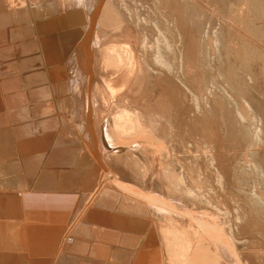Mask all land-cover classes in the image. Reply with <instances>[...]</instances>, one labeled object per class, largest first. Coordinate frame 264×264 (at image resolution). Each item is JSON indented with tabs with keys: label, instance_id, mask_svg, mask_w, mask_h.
I'll list each match as a JSON object with an SVG mask.
<instances>
[{
	"label": "rangeland",
	"instance_id": "rangeland-1",
	"mask_svg": "<svg viewBox=\"0 0 264 264\" xmlns=\"http://www.w3.org/2000/svg\"><path fill=\"white\" fill-rule=\"evenodd\" d=\"M48 1H50V3H53V6H50L49 10H51L52 7L53 11L55 9L54 13H50V15H48L49 17H47L48 20H46V22L39 21L36 22V25H34V23H32V25H34V30L36 34L34 40H36L37 37L39 36L41 40L40 42V46L42 49L41 51L44 50L49 66L52 68L53 74L55 73L54 76H56L55 80L52 81L51 86L53 87V93L55 94V96L58 97L57 98L58 101L56 100V104H57V109L61 112L60 114L62 120L69 117L66 114L69 113L70 110L67 109L66 111H64L63 108H61V104H63L64 102L67 103L69 102L70 105L71 103L70 108H72V110L73 109L75 110L74 104L76 105L75 99H73L74 96L69 89L70 88L69 86L73 84V83L69 84L72 82V81L70 82V80L74 81L75 79L72 75H69L72 73V71L69 70V67L67 65V61L69 60L68 53L70 50L69 44L70 42L72 43V41H74L73 39L74 36L72 35V39H71L72 41L68 40L65 36L67 35L66 33L69 32V30L67 32L66 29H70L71 31L73 26L66 29L63 28V26H65V24L68 23L70 25L72 23L70 19H72L73 13H75L76 11L74 15H77L78 12L81 11L82 9L79 8L77 9L78 1L76 0H67V3L65 5L62 4L65 2V0L63 1L53 0L54 2L51 0ZM171 1L169 0L170 6H168V9L166 8L167 11L166 14L164 13L165 14L164 15L161 14V11L156 10L155 7L152 6L154 0L153 1L152 0H108L107 1L108 9H109L108 13L110 11L112 17H110L111 15L108 14L106 16L107 18L105 17L104 22L106 23L107 21L108 25L111 22L112 23L114 22V24L113 26H111L110 24V26H108L107 28L105 25H103L102 27L101 25H99V22H97V26H96L97 28L95 31L96 42L94 43L95 44L94 48H92L93 50L91 49V54H90L91 77H89L90 78L89 79L87 76V78L86 77L83 78V81L82 79H80L82 78L81 76L80 78H78V84L80 83V81L82 82L80 83L81 85L79 84L80 85L79 87L80 89H82V93L84 91L83 94H85L89 98V102H90L89 108L91 107L89 112L85 111V114L87 115L86 117H88L89 115L91 116L89 117L90 118L89 121L92 131V139L94 138V140L92 139L91 140L95 145V151H96L95 153L98 156V162L96 161V159L95 160L93 159V163H94L93 165L94 167L98 168L99 171L97 178L100 179L97 180L101 185L108 184L110 187H115V185L111 181L114 178L115 180L118 181L119 184H122L124 186L125 185L131 186L135 190L134 192H136V190L137 191L139 190L138 191L139 193H142L144 196H147L149 198L150 197L152 198L153 196L154 197L157 196V198L160 197V199H162V203L164 202L166 203L167 201L169 203L177 200L178 202L177 204L179 206L180 205L183 206V208H185L186 211L188 209L187 212L189 211L191 213H193L194 211L196 212L203 211V213L207 212L205 213L206 215H204V217L205 216L210 217L211 218L210 220H213L215 225L213 226V224L211 223L210 226L211 228H209L210 223L206 219H203V221L206 220L207 223H209L205 226L209 228L208 230L210 229L212 230L213 227L217 228L216 226L220 227V232L222 230L224 234L223 233L220 234L221 235L219 236L220 239L219 238L218 239L221 241V238L222 239L227 238L228 240L224 239V241L223 240L222 241L225 243L226 241H228L231 246L230 247L227 242V244L225 245L226 247L218 246V245H216V247L222 248L221 250H223V248L224 250H227V248L231 250L233 249L234 251L233 250L232 251L237 256L238 260L240 261V264H264V219H263L264 206L263 205L262 207L260 206L261 208H263L260 210H259L260 207H257L262 203H264L263 201L264 198L262 197V195H264V193H262V191H264V183L262 182V180L264 179V154H263L264 153V80H261L259 77L260 75L261 78L262 77L264 78L263 76L264 74H262L264 73L263 72L264 71V0H178V1L175 0L174 2L173 0ZM110 8H112V11L113 9L116 8L118 13L120 11L121 13L120 15H122V16L119 15V17L122 18L121 24H119V21L115 22V19L118 20L116 18L117 14L114 11L112 12ZM153 8L155 12H157V14H154L155 12ZM152 13L154 14L155 18ZM40 17L44 18L43 16ZM177 17H179L180 19L182 18V23H183V27L181 28L182 38H180V40L177 39L176 34L174 33L175 29L173 26V24L175 23L174 20ZM108 18H110L111 20L108 21L109 20ZM152 20H154L155 22L154 21L152 22ZM162 20H165L164 22L166 23L168 22L167 24L164 23L163 26L161 25L163 29H161L160 26L158 25L159 22H161ZM83 25H85V22H83ZM117 25L119 29L117 28ZM138 25L139 27H137ZM123 26L126 27L128 26L127 28H130L132 30L134 29V34L131 35L130 37L128 36L126 38L124 37L122 38L121 34H123L122 33ZM86 27L87 26L83 27V30L82 31L80 30L81 32H79L78 37L80 38V35L82 36L81 41L84 39L85 33L87 32ZM104 27H106L107 29ZM147 27H151L150 29L152 30H150ZM113 28L114 31H116L118 34L119 33L121 34L119 35L115 34L116 32L111 31ZM157 29L158 30L161 29L162 31L161 30L160 31L162 34ZM165 29H166V31H164L165 34H163L164 33L163 30ZM135 30L136 31L138 30L137 32L143 36L144 38L143 40L145 39L146 40L142 41L141 35L139 34L138 36V33H136ZM171 31L173 32L171 33ZM71 32H74V30L72 29ZM143 32L146 33L144 34ZM157 32L158 34L156 35ZM54 33L56 34V36L54 35ZM166 34L169 36H167ZM61 35L65 36L66 38V39L64 38L62 42H61L62 40ZM117 35L119 36V38ZM51 37L55 38V40ZM58 37L59 40L57 41ZM132 37L136 38V41L135 39L133 40L135 41V43L132 42L133 39ZM163 38H165V41ZM51 39L54 40V43L51 42ZM124 39L127 40L124 41ZM137 39L139 41L141 40L140 41L141 43ZM162 39L163 42L161 41ZM128 40L131 41L128 42ZM206 40L210 42L208 43L206 42ZM120 41L122 42L120 43ZM204 42L207 43L209 47H207L206 46L207 44L205 45ZM83 43L81 45H83ZM142 43H144L145 46L144 44L142 45ZM163 43H165V49ZM58 44L61 45L64 44V45L61 46ZM157 44H159V46L161 47H158ZM173 44H175V46ZM133 45L135 46V48ZM142 46L146 47V50ZM204 46H206L207 49ZM167 47L169 48V50H167L168 49ZM159 48L162 50H160ZM176 49L177 50L183 49L181 50L183 52L179 54ZM201 50L203 52L205 51L204 53L206 54H203ZM173 51H177V52H174L173 54ZM175 53H177V55ZM168 56L171 57L170 60L168 59L169 61L167 60V58H169ZM204 56L206 59L204 58ZM164 58L169 63H167V61ZM159 59L163 62H166V64H169L168 67L171 68H166L165 70V68H162L159 64H156L158 63ZM77 61H79V64L83 63V60L81 59ZM153 61L155 62V64ZM149 62L152 64H150ZM174 62L175 63L177 62L178 65L175 64ZM224 63L227 64L224 65ZM230 63L232 64V66L233 65L235 66L232 67ZM182 66L185 71H181L183 70ZM184 66H186L187 68L185 69ZM208 66L211 68L209 71L206 70V68L209 69ZM226 66L228 70L232 71V76L231 74H229L231 72H229L228 70L226 71L227 69ZM230 67L233 69L231 70ZM65 71L67 73H65ZM153 72H155L154 75L151 74ZM149 74H151L150 76L152 77V80ZM155 75L158 76L156 77ZM153 77L156 78L154 79ZM175 77L176 78L178 77L177 78L178 80L175 79ZM165 78H167V80ZM221 78L225 82L227 79L228 82L223 83L224 81L221 80ZM50 79L52 80V78ZM216 79L219 82H217ZM168 81H170L171 83ZM214 81H216L217 83ZM257 81L259 85L256 84ZM213 83L217 84V87L220 86V88L215 90L214 87L216 86ZM227 83H229V85ZM149 84L151 85L150 86L151 88L153 86L152 90L155 91L152 92H154L155 95H158L157 97H161L164 100H167L165 107H170V108H165L166 110L163 113H162L163 110H161L160 112V110L158 111L157 109H155V111H153L154 123L148 126L145 119L146 118L145 116L147 115L141 111L140 107L142 105L143 108H146L147 102L144 99L146 98V93L148 91L147 87H149ZM55 86L56 88L58 86V88L55 89ZM164 86L165 87L167 86V88H165ZM221 86L223 89L221 88ZM230 86L231 88H229ZM207 89L209 91H207ZM220 89H222V91ZM233 89L235 91L231 92V90ZM191 91L193 92L191 93ZM236 91L241 92V94H243L242 95V97L244 96L243 97L244 99H242L243 101L238 100L239 96ZM242 91L244 92L242 93ZM214 92H217L218 94L217 93L213 94ZM220 92L223 93V96L222 94H220ZM226 92H228L229 94L227 93L226 95ZM209 93H211V95ZM235 93L237 94L238 97L235 96L236 95ZM230 95L233 96L231 97ZM196 96H197V100H196ZM234 97H237V99L235 100ZM227 101H230L231 103ZM73 102L74 104H72ZM194 102L196 106L194 105ZM240 102H244L246 105L244 103H242L241 105ZM80 104L83 105V103ZM64 105L67 106L68 108L67 104ZM82 105H80V107ZM243 105L245 107L247 106V109L244 108ZM86 106L88 108L87 104ZM197 107L198 108L200 107V109H198ZM195 108L201 111L197 112ZM229 110L230 111L232 110L231 111L232 113H230ZM125 111L129 113L127 117H129L130 120L128 118H127L128 120H126V117H122L120 118V120L123 123L125 121H129L128 124L131 125L133 122L136 123L134 119H137L139 124L141 125L142 132L140 131V129H136V127L134 129L129 128L130 126L127 125L126 123V125L129 126V127L126 126L127 127L126 130L128 132L125 130L123 132L124 135L123 134L116 135V137L119 136L116 142L117 143L119 142L120 144L125 142V145L124 144L121 145L119 144L118 146L111 145L112 146L111 147L106 137V126L109 124L111 119L115 117L114 115H117V113L124 114ZM157 111L159 116H157ZM236 111H239L238 114ZM222 112H224L225 115L222 114ZM160 113H161V117H160ZM201 114L204 115L202 116ZM240 114L243 115V118L247 119V121L245 120L247 122L245 123L246 127L244 126V122L239 120L241 119L240 116L242 117V115ZM164 115H167L165 116L166 117L165 120H164ZM197 116L198 118H196ZM205 117L206 119H204ZM160 118L161 119L163 118L164 122L162 121L163 124L159 126V124L161 123ZM229 118L231 119V121ZM203 120H205L204 121L205 123L202 122ZM198 122L203 124H200ZM240 122H242L243 125ZM135 123H133V127ZM165 123H166L165 125L166 127L164 126ZM120 124L121 123L119 121L118 125ZM64 125L67 124L64 123ZM241 125L244 126L243 130L248 131L247 129H250L248 131L250 133L248 134L249 138L247 143L245 142V137H243L245 133L244 134L242 133ZM160 127H162V129ZM160 131L162 133H160ZM164 131H166L165 135H164ZM82 132L84 133L85 131L82 130ZM236 132L238 136H236ZM138 134H140L141 136ZM241 134H243V136ZM241 137H243L244 139ZM229 138L231 139L229 140ZM256 140L257 141L260 140V141L257 142ZM256 142L260 144H257ZM88 147H90L89 149L91 153L95 155V153H93L94 152L93 148L91 149L92 142ZM145 151H149V153L151 152V154L153 155L152 158L153 164L150 173L148 172L147 166L144 163L145 160H143L145 158V153H146ZM169 164H171V166ZM173 164L174 165L179 164V165L172 166ZM255 165L258 168V170H256L257 168L255 167ZM173 167H175V169ZM251 167H253L254 169H250ZM165 168L168 170L167 173L165 170H163ZM259 168L261 170H259ZM103 169L109 173L110 177L112 176L111 179L106 176ZM172 169H174V171L170 172ZM177 170L178 171L183 170L185 171L187 177H191L190 178L191 184L185 185L184 186L185 189L182 187V185L179 186L178 183L179 181H175L176 183L172 184V186L170 184V178L168 177V175L172 174L179 179L177 174L180 173V171L177 172ZM249 171L252 172L253 175ZM255 171L256 172L261 171L258 172V174H260L263 177V179L260 178L259 182L261 181L263 185L261 183H260L261 185H259V182L257 181V179H259L258 174H257L258 178L255 179L254 177V175H256L254 174L256 173ZM242 178L244 179V181ZM248 178L249 179L251 178L250 181ZM125 181L127 182V184H125L126 183ZM255 181L257 182L255 183ZM240 182L243 183L241 184ZM244 182H246V185ZM260 186H263L262 191H260L261 193L259 192V190H261ZM125 187L119 188V189H125L124 190L125 193L123 192V195H127L128 197L136 199L144 206L150 205V203H148V201L145 198L141 196L139 197L136 195L135 196L131 195V193ZM181 187L184 190L183 189L181 190L180 189ZM256 189L260 194L256 192L257 191ZM92 192L87 197L86 200L87 202L86 204H84L85 207H88L87 205L92 203V197H93ZM169 192L176 193L175 195L178 197H176L175 195H174L175 197L170 196ZM243 193L246 195H244ZM255 196H257L258 199ZM257 200H259L260 202ZM160 203L161 200H159V204ZM84 205L79 207L76 213L77 216L72 221V223L65 228V230L69 228L71 231V228H73L77 224L79 219V213L83 211ZM203 205L207 207L209 205V207L208 208L205 206L201 207ZM243 205L244 206L246 205L245 208L243 207ZM206 208L208 209V211ZM213 209H217L216 210L217 212L215 213V210ZM244 209H246V211ZM260 211L263 212L262 213L263 215L261 214ZM258 212L262 216L259 215ZM158 218L159 217H157V220L155 221L158 224V226H156L158 235H160L158 237H160L159 243L161 245L162 264H195V263L199 264V261L201 260L198 259L199 257L198 253H197V257H196V253L194 255L195 240L197 238L195 237L196 235L195 234L193 235V232L190 231L189 229L190 223L188 219L186 218L183 219L186 222L185 223L183 222V220L181 222L176 218L171 219V217H169L171 219V222L169 218L167 219L161 218L162 220H164V222L166 220L167 224L166 222L164 224L163 221L160 218L159 220ZM168 221L173 224L168 223ZM257 221L259 224L256 223ZM203 223H205V221ZM180 231H183L182 232L183 234ZM198 231L200 232V229ZM200 234L202 235L203 232L201 231ZM213 234L214 233L211 232V236L208 235L210 238H208V236L206 235L204 237L207 243L210 242L209 245L211 247L212 245L215 246L214 243H216L217 241V239L215 240L213 238L218 237L217 236L218 234H214V235ZM211 238L213 239L212 240L213 242L211 241ZM63 242H64V238H63ZM239 243L241 244L239 245ZM188 245L189 248L187 250L185 248ZM225 257H226L225 260L226 259L230 260V258L227 257L226 255ZM225 260L223 257H221L220 264H229Z\"/></svg>",
	"mask_w": 264,
	"mask_h": 264
},
{
	"label": "crops",
	"instance_id": "crops-1",
	"mask_svg": "<svg viewBox=\"0 0 264 264\" xmlns=\"http://www.w3.org/2000/svg\"><path fill=\"white\" fill-rule=\"evenodd\" d=\"M32 20L27 0H0V264H162L139 201L104 188L85 207L99 171L79 127L63 125Z\"/></svg>",
	"mask_w": 264,
	"mask_h": 264
},
{
	"label": "bare ground",
	"instance_id": "bare-ground-1",
	"mask_svg": "<svg viewBox=\"0 0 264 264\" xmlns=\"http://www.w3.org/2000/svg\"><path fill=\"white\" fill-rule=\"evenodd\" d=\"M51 1H53V0H51ZM63 1V0H62ZM76 1H78L77 3H78V5H77V9L79 8V9H82L81 11H79L78 12V14L77 15H74L75 13H76V11H75V13H73V17H72V19H70L71 21H72V23L69 25V23L68 24H65V26H63V28H70V27H72V29L74 30V32H71L72 31V29H71V31H70V29H66V31L68 32V30H69V32L68 33H66L67 35H65L66 36V38L68 39V40H71L72 39V35L74 36L73 37V39H74V41H72V43L70 42V50H69V53H68V57H69V60L67 61V65H68V67H69V70H71L72 71V73L71 74H69V75H72L73 77H74V81L73 80H70V82L71 83H69V84H72L71 86H69L70 88V92H72V94H73V99H75V103H76V105L74 104V102L72 103V104H74V106H75V110L73 111L72 110V108H70L71 107V103H70V105H69V102L67 103V102H64L63 104H61V108H63L64 109V104H67L68 105V109L71 111V116H70V119L69 118H65V119H62V121H64L63 122V125H64V123L65 124H71V123H73V125L74 126H76V127H79L78 128V130L80 129V131H81V133L83 134V137H84V140L86 141V144L88 145H90V143L92 142V147H91V149L93 148V153H95L96 151H95V145H94V143H93V141L92 140H94V138L92 139V131H91V127H90V118L89 117H91L89 114V116L88 117H86L87 115L85 114V111H90V108H89V105H90V102H89V98L85 95V94H83L84 93V91H83V93H82V89H80V83H82L80 80V85L78 84V78H80V76L82 77V78H80V79H82V81H83V78H87V76H88V78L89 77H91V70H90V64H91V49L92 48H94V43L96 42L95 41V31H96V26H97V22H99V25H101L102 27H103V25H105L107 28H108V26H110V24H111V26H113V24H114V22L112 23H110L109 25L107 24V21H106V23L104 22L105 21V17L108 15V14H110V11H109V13H108V0H76ZM153 1V0H152ZM171 1V0H170ZM175 0H173V2H174ZM178 1V0H177ZM54 2V1H53ZM172 2V1H171ZM170 2V3H171ZM62 3V2H61ZM67 3V0H65V2L64 3H62V4H66ZM75 3V2H74ZM148 3H149V1H148ZM152 3V2H151ZM177 3V2H176ZM27 4H28V8H29V10H30V12H31V14H32V21H31V24L32 23H34V25H36V22H39V21H45L46 22V20H48L47 19V17H49L48 15H50V13H54V11H55V9H54V11L52 10V7H51V10H49V7L50 6H53V3H50V1H48V0H27ZM175 4V3H174ZM179 4H180V1H179ZM39 5H40V7H39ZM120 5V4H119ZM150 5V4H149ZM55 6V5H54ZM152 6H154L155 7V9L156 10H159V11H161V14H166V8L168 9V6H170L169 5V0H154V2H153V5ZM177 6V5H176ZM27 7V6H26ZM74 7V6H73ZM171 7H172V5H171ZM33 8V9H32ZM76 8V7H75ZM119 8V7H118ZM174 8H175V6H174ZM173 8V9H174ZM177 8H179V7H177ZM185 8V7H184ZM111 9V11H112V8H110ZM150 9H151V7H150ZM153 10H154V8H153ZM78 11V10H77ZM113 11L117 14L116 16V18L118 19V20H116L115 19V22H118L119 21V24H121L122 22V18H120L119 17V15L121 14L120 13V11H119V13L117 12V10H116V8L115 9H113ZM112 11V12H113ZM158 11V12H159ZM178 11V10H177ZM241 11V10H240ZM72 12H74V11H72ZM111 12V13H112ZM131 12V11H130ZM154 12H155V10H154ZM153 12V13H154ZM61 13V12H60ZM152 13V14H153ZM189 13V12H188ZM114 14V13H113ZM151 14V13H150ZM154 14H157V12H155ZM154 14H153V16H154ZM159 14V13H158ZM160 14V15H161ZM164 14V15H165ZM168 14V13H167ZM176 14V13H175ZM174 14V15H175ZM240 14V13H239ZM28 15V14H27ZM111 15V14H110ZM149 15V14H148ZM163 15V16H164ZM180 15V14H179ZM245 15V14H244ZM40 16H43L44 18H41ZM115 16V15H114ZM120 16H122V15H120ZM157 16V15H156ZM181 16V15H180ZM110 17H112V15L110 16ZM135 17V16H134ZM149 17V16H148ZM147 17V18H148ZM152 17V16H151ZM151 17H150V19H151ZM162 17V16H161ZM160 17V18H161ZM182 17V16H181ZM239 17H241V16H239ZM107 18V17H106ZM138 18V17H137ZM154 18H155V16H154ZM153 18V19H154ZM183 18V17H182ZM182 18L180 19L179 17H177L175 20H174V24H173V26H174V29H175V34H176V37H177V39L178 40H180V38H182L181 36V28L183 27V23H182ZM109 20L108 21H110L111 19L110 18H108ZM149 19V20H150ZM165 19H167V18H165ZM168 20H169V18H168ZM167 20V21H168ZM69 21V20H68ZM137 21V20H136ZM154 20H152V22H153ZM157 21V20H156ZM165 20H162L161 22H159V26H160V28L161 29H163L162 27H161V25L163 26L164 25V23H166V22H164ZM65 22H67V21H65ZM64 22V23H65ZM83 22H85V25H83ZM151 22V21H150ZM155 22V21H154ZM124 23V22H123ZM156 23H158V22H156ZM168 23V22H167ZM166 23V24H167ZM172 23H173V21H172ZM45 24V23H44ZM150 24V23H149ZM152 24V23H151ZM171 24V23H170ZM202 24V23H201ZM33 25V26H34ZM43 25V24H42ZM124 25V24H123ZM131 25V24H130ZM147 25V24H146ZM145 25V26H146ZM157 25V24H156ZM172 25V24H171ZM85 26H87L86 28H87V32L85 33V31H84V33H85V37H84V39L81 41V35H80V38L78 37V35H79V32H81L82 30H83V27H85ZM115 26V25H114ZM135 26V25H134ZM148 26V25H147ZM151 26V25H150ZM153 26V25H152ZM166 26H168V25H166ZM44 27V26H43ZM106 27H104V28H106ZM128 27V26H127ZM126 26H123V31H122V29H121V31H122V33L123 34H121V33H119V34H121V37L123 38H126V37H130L131 35H133L134 34V29L132 30V29H130V28H127ZM137 27H139V25L137 26ZM156 27V26H155ZM171 27V26H170ZM197 27H199V26H197ZM201 27V26H200ZM62 28V29H63ZM106 28V29H107ZM117 28H118V25H117ZM143 28H144V26H143ZM143 28H142V30H143ZM146 28V27H145ZM147 28H151V27H147ZM166 28V27H165ZM119 29V28H118ZM160 29V30H161ZM167 29V28H166ZM166 29L165 30H163V32L164 31H166ZM64 30V29H63ZM81 30V31H80ZM115 30H116V28H115ZM139 30V29H138ZM137 30V31H138ZM150 30H152V29H150ZM158 30V29H157ZM156 30V31H157ZM160 30H158V31H160ZM168 30H170V29H168ZM61 31V30H60ZM104 31V30H103ZM111 31H113V32H116V31H114V28L111 30ZM119 31V30H118ZM136 31V30H135ZM136 31V33H138ZM145 31V30H144ZM147 31H148V29H147ZM153 31H154V29H153ZM162 31V30H161ZM161 31H160V33H161ZM184 31V30H183ZM37 32V31H36ZM44 32V31H43ZM57 32V31H56ZM55 32V33H56ZM110 32V31H109ZM141 32V31H140ZM168 32V31H167ZM173 31H171V33H172ZM52 33V32H51ZM50 33V34H51ZM54 33V35L56 36V34ZM61 33V32H60ZM75 35H74V34ZM144 33V32H143ZM146 33V32H145ZM144 33V34H145ZM148 33V32H147ZM150 33V32H149ZM205 33V32H204ZM38 34V33H37ZM43 34V33H42ZM115 34H118L117 32L115 33ZM118 34V35H119ZM139 34L140 33H138V36H139ZM154 34V33H153ZM158 34V32L156 33V35ZM162 34V33H161ZM163 34H165V32L163 33ZM169 34V33H168ZM52 35V34H51ZM64 35V34H63ZM113 35V34H112ZM117 35V36H118ZM141 35V34H140ZM167 35V34H166ZM166 35H164V36H166ZM55 36H53V37H55ZM57 36H59V35H57ZM65 36H62L61 35V37H62V40H61V42L63 41V39L65 38ZM114 36V35H113ZM113 36H111V37H113ZM146 36V35H145ZM149 36V35H148ZM159 36V35H158ZM167 36H169V35H167ZM53 37H51V38H53ZM61 37H60V39H61ZM116 37V36H115ZM141 37H142V41H145V40H143L144 38H143V36L141 35ZM160 37V36H159ZM171 37V36H170ZM49 38V37H48ZM57 38V37H56ZM65 38V39H66ZM118 38H119V36H118ZM133 38V37H132ZM146 38H148V37H146ZM175 38V37H174ZM205 38V37H204ZM54 40H55V38H53ZM53 39H51V42H53L54 43V40ZM110 39V38H109ZM128 39V38H127ZM127 39H124V41H126ZM135 39V41H136V38L134 37L133 39H132V42H134L135 43V41H133ZM139 39V38H138ZM137 39V40H138ZM156 39V38H155ZM164 39V41H165V38H163ZM163 39L161 40L162 42H163ZM173 39V38H172ZM176 39V38H175ZM208 39V38H207ZM213 39H215V38H213ZM37 41H39V43L41 42V40H40V38H39V36L37 37V39H36ZM53 40V41H52ZM59 40V37H58V39H57V41ZM121 40V39H120ZM183 40V39H182ZM209 40V39H208ZM83 41H84V43H83ZM129 41H131V40H128V42ZM139 41V40H138ZM141 41V40H140ZM139 41V42H140ZM149 41V40H148ZM214 41V40H213ZM68 42V41H67ZM118 42V41H117ZM122 41H120V43H121ZM156 42H158V41H156ZM167 42V41H166ZM171 42V41H170ZM206 42H210V41H207L206 40ZM83 43V45H81ZM138 43V42H137ZM141 43V42H140ZM145 43V42H144ZM144 43H142V45L144 44ZM150 43V42H149ZM169 43V42H168ZM167 43V44H168ZM205 43V42H204ZM146 44V43H145ZM145 44H144V46H145ZM154 44V43H153ZM161 44V43H160ZM164 45V49H165V43H163ZM201 44V43H200ZM207 43H205V45H206ZM214 44H216V43H214ZM40 45V44H39ZM57 45V44H56ZM58 45H61V44H58ZM62 45H64V44H62ZM61 45V46H62ZM67 45V44H66ZM80 45V46H79ZM110 45V44H109ZM124 45V44H123ZM135 45V44H134ZM133 45V46H134ZM158 45V47H161V46H159V44H157ZM170 45V44H169ZM174 46H175V44H173ZM197 45V44H196ZM127 46V45H126ZM138 46H141V45H138ZM137 46V47H138ZM144 46H142V47H144ZM202 46V45H201ZM207 47H209V45L207 44L206 45ZM206 46H204L205 48H206ZM212 46V45H211ZM110 47V46H109ZM141 47V48H142ZM154 47V46H153ZM173 47V46H172ZM178 47V46H177ZM216 47V46H215ZM246 47V46H245ZM53 48H54V46H53ZM57 48V47H56ZM60 48V47H59ZM134 48H135V46H134ZM133 48V49H134ZM145 48V50H146V47H144ZM168 48V47H167ZM166 48V49H167ZM175 48V47H174ZM173 48V49H174ZM202 48V47H201ZM127 49V48H126ZM137 49V48H136ZM160 49V48H159ZM162 49H163V47H162ZM162 49H160V50H162ZM207 49V48H206ZM209 49H211V48H209ZM215 49V48H214ZM213 49V50H214ZM59 50V49H58ZM93 50V49H92ZM167 50H169V48L167 49ZM171 50V49H170ZM177 50V49H176ZM181 50H183V49H181ZM180 49H178L177 51H178V53L180 54L181 52H183V51H181ZM203 50V49H202ZM201 50V52H203ZM216 50V49H215ZM60 51V50H59ZM58 51V52H59ZM67 51V50H66ZM143 51V50H142ZM177 51H173V54H174V52H177ZM207 51V50H206ZM42 52V54H43V57H44V60H45V69H46V71H47V74H48V77H49V83H50V86H51V84H52V81H54L55 80V77L56 76H54V74H53V71H52V68L49 66V63H48V60H47V58H46V55H45V52H44V50L43 51H41ZM55 52V51H54ZM164 52V51H163ZM167 52H169V51H167ZM205 52V51H204ZM203 52V54H206V53H204ZM210 52V51H209ZM211 52H214V51H211ZM57 53V52H56ZM144 53V52H143ZM149 53V52H148ZM172 53V52H171ZM170 53V54H171ZM195 53V52H194ZM67 54V53H66ZM164 54V53H163ZM176 55H177V53H175ZM192 54V53H191ZM208 54V53H207ZM211 54V53H210ZM65 55V54H64ZM116 55V54H115ZM158 55H160V54H158ZM166 55V54H165ZM165 55H164V57H165ZM182 55V54H181ZM181 55H179V56H181ZM187 55V54H186ZM201 55V54H200ZM209 55V54H208ZM163 56V55H162ZM169 56H171V55H169ZM168 56V57H169ZM174 56V55H173ZM183 56V55H182ZM194 56V55H193ZM202 56V55H201ZM226 56H228V55H226ZM82 57V58H81ZM158 57V56H157ZM167 57V56H166ZM207 57V56H206ZM230 57V56H229ZM67 58V57H66ZM160 58V57H159ZM170 58L171 57H169V58H167V60L169 59L170 60ZM181 58V57H180ZM203 58V57H202ZM204 58H205V56H204ZM208 58V57H207ZM226 58V57H225ZM79 59H81V60H83V63H80L79 64V61H77V60H79ZM155 59H158V58H155ZM165 59V58H164ZM173 59V58H172ZM177 59H178V57H177ZM176 59V60H177ZM182 59V58H181ZM190 59V58H189ZM206 59V58H205ZM163 60V59H162ZM166 60V59H165ZM166 60V61H167ZM168 60V61H169ZM175 60V61H176ZM150 61V60H149ZM167 61V63H169ZM174 61V60H173ZM172 61V62H173ZM184 61V60H183ZM226 61V60H225ZM148 62V61H147ZM151 62V61H150ZM149 62V63H150ZM154 62V61H153ZM155 62H156V60H155ZM155 62H154V64H155ZM179 62V61H178ZM222 62V61H221ZM224 62V61H223ZM149 63H148V65H149ZM175 63V62H174ZM173 63V64H174ZM206 63V62H205ZM228 63V62H227ZM226 63V64H227ZM82 64V65H81ZM147 64V63H146ZM150 64H152V63H150ZM156 64H159L162 68H165V70H166V68H171V67H168L169 66V64H166V62H163V61H161L160 59L158 60V63H156ZM175 64H177L178 65V63L176 62ZM181 64V63H180ZM184 64V63H183ZM182 64V65H183ZM222 64V63H221ZM225 63H224V65H226ZM186 65V64H185ZM230 65L232 66V64L230 63ZM176 66V65H175ZM187 66V65H186ZM186 66H184L185 67V69L187 68ZM233 66H235V65H233ZM232 66V67H233ZM207 67V66H206ZM209 67V66H208ZM178 68V67H177ZM180 68V67H179ZM196 68V67H195ZM226 68H227V66H226ZM231 68V67H230ZM244 68V67H243ZM152 69V68H151ZM156 69V68H155ZM182 69H183V66H182ZM211 68L209 67V69H207L206 68V70H210ZM233 68H231V70H232ZM236 69H237V67H236ZM239 69V68H238ZM56 70V69H55ZM153 70H154V68H153ZM170 70V69H169ZM190 70V69H189ZM199 70V69H198ZM205 70V71H206ZM228 70V68L226 69V71ZM64 71V70H63ZM150 71V70H149ZM161 71V70H160ZM163 71H164V69H163ZM171 71V70H170ZM181 71H185L184 69L183 70H181ZM229 72H231V73H229V74H231V76H232V71H230V70H228ZM59 72V71H58ZM70 72V71H69ZM175 72V71H174ZM187 72V71H186ZM185 72V73H186ZM189 72V71H188ZM233 72H234V70H233ZM264 72V71H263ZM65 73H67L66 71H65ZM154 73L155 72H153V73H151V74H153L154 75ZM159 73V72H158ZM157 73V74H158ZM167 73H168V71H167ZM166 73V74H167ZM184 73V72H183ZM196 73H197V71H196ZM57 74V73H56ZM151 74H149V76L151 75ZM164 74V73H163ZM175 74H177V73H175ZM188 74V73H187ZM193 74V73H192ZM234 74V73H233ZM262 74H264V73H262ZM159 75V74H158ZM158 75H155L156 77L158 76ZM181 75V74H180ZM204 75V74H203ZM207 75V74H206ZM228 75V74H227ZM167 76V75H166ZM177 76V75H176ZM179 76V75H178ZM188 76V75H187ZM205 76V75H204ZM264 76V75H263ZM59 77V76H58ZM72 77V78H73ZM151 77V76H150ZM155 77V78H156ZM258 77V76H257ZM259 77H260V79L261 80H264V78L262 79L261 78V76L259 75ZM50 78H52V80L50 79ZM69 78H70V76H69ZM154 78V77H153ZM154 78V79H155ZM178 78V77H177ZM176 77H175V79H177ZM217 78V77H216ZM227 78V77H226ZM90 79V78H89ZM163 79V78H162ZM166 80H167V78H165ZM180 79V78H179ZM214 79H215V77H214ZM213 79V80H214ZM151 80H152V77H151ZM178 80V79H177ZM221 80H223L222 78H221ZM229 80V79H228ZM233 80V79H232ZM231 80V81H232ZM191 81V80H190ZM216 81H217V79H216ZM216 81H214V82H216ZM224 81V80H223ZM222 81V82H223ZM259 81V80H258ZM258 81H257V83L256 84H258L259 85V83H258ZM60 82V81H59ZM126 82V81H125ZM150 82V81H149ZM168 82H170V81H168ZM211 82H213V81H211ZM217 82H219V81H217ZM216 82V83H217ZM226 82H228L227 81V79H226ZM225 81L223 82V83H226ZM154 83V82H153ZM167 83V82H166ZM171 83V82H170ZM187 83V82H186ZM231 83V82H230ZM151 84V83H150ZM149 84V87H147V93H146V98L144 99L147 103H146V108H143L142 107V105H141V107H140V109H141V111L143 112V113H145L147 116H145L146 118V123H147V125L149 126V125H152L153 123H154V112L153 111H155V109H157L158 111L160 110V112H161V110H163L162 111V113L163 112H165V108H170V107H165L166 106V101L167 100H164L163 98H161V97H157L158 95H155L154 94V92H152V91H155V90H152L153 89V86H152V88L150 87L151 85ZM164 84V83H163ZM216 87H214L215 88V90L216 89H219L220 88V86H218L217 87V84H215V83H213ZM222 84V83H221ZM228 85H229V83H227ZM260 84H262V83H260ZM61 85V84H60ZM59 85V86H60ZM65 85V84H64ZM147 85V84H146ZM152 85H154V84H152ZM171 85V84H170ZM183 85V84H182ZM186 85V84H185ZM192 85V84H191ZM207 85V84H206ZM205 85V86H206ZM169 86V85H168ZM184 86V85H183ZM223 86H224V84H223ZM52 87V86H51ZM62 87V86H61ZM165 87V86H164ZM258 87H261V86H258ZM57 88H58V86H57ZM56 88V86H55V89H57ZM157 88V87H156ZM165 88H167V86L165 87ZM165 88H163V89H165ZM169 88V87H168ZM221 88H222V86H221ZM227 88V87H226ZM229 88H231V86L229 87ZM52 89H53V87H52ZM80 89V90H79ZM187 89V88H186ZM194 89H196V88H194ZM223 89V88H222ZM222 89H220L221 91H222ZM225 89V88H224ZM228 89V88H227ZM19 90V89H18ZM67 90V89H66ZM61 91V90H60ZM62 91H63V89H62ZM194 91V90H193ZM193 91H191V93L193 92ZM207 91H209L208 89H207ZM213 91V90H212ZM229 91V90H228ZM235 90L233 89V90H231V92H234ZM211 92V91H210ZM218 92H219V90H218ZM223 92H224V90H223ZM237 93H238V96H237V94L235 95V96H237L239 99L238 100H240V101H243L242 99H244L243 97H242V95L243 94H241V92H238V91H236ZM244 91H242V93H243ZM156 93V92H155ZM196 93V92H195ZM215 93H217V92H214L213 94H215ZM227 93L228 92H226V95H227ZM210 95H211V93H209ZM218 94V93H217ZM220 94H222V96H223V93H221L220 92ZM229 94V93H228ZM232 94V93H231ZM196 95V94H195ZM225 95V94H224ZM225 95V96H226ZM246 95V94H245ZM200 96V95H199ZM204 96V95H203ZM202 96V97H203ZM231 96V95H230ZM233 96V95H232ZM231 96V97H232ZM240 96H241V99H240ZM216 97V96H215ZM219 97V96H218ZM237 97H234L235 98V100L237 99ZM247 97V96H246ZM227 98V97H226ZM220 99V98H219ZM218 99V100H219ZM196 100H197V96H196ZM226 100H228V99H226ZM246 100V99H245ZM85 102V103H84ZM198 102V101H197ZM221 102V101H220ZM225 102V101H224ZM227 102H229V103H231L230 101H227ZM233 102V101H232ZM80 103H83V105L82 104H80ZM228 103V104H229ZM238 103V102H237ZM242 103H244V102H240V104L242 105ZM86 104L88 105V108H87V106H86ZM225 104V103H224ZM223 104V105H224ZM233 104V103H232ZM239 104V105H240ZM245 104V103H244ZM248 104V103H247ZM80 105H82L81 107H80ZM194 105H195V102H194ZM234 105V104H233ZM239 105H237V106H239ZM246 105V104H245ZM167 106H168V104H167ZM196 106V105H195ZM194 106V107H195ZM222 106V105H221ZM225 106V105H224ZM228 106V105H227ZM231 106V105H230ZM244 106V105H243ZM171 107H173V106H171ZM201 107V106H200ZM200 107L198 108V109H200ZM236 107V106H235ZM242 107V106H241ZM228 108V107H227ZM244 108H246L247 109V106L245 107L244 106ZM83 109H84V112H83ZM172 109V108H171ZM196 109V108H195ZM202 109V108H201ZM230 109V108H229ZM239 109H240V107H239ZM197 110V109H196ZM223 110V109H222ZM237 110V109H236ZM119 111H121V110H119ZM158 111H157V116H159L158 115ZM198 111H201V110H197V112ZM203 111V110H202ZM230 111V110H229ZM232 111V110H231ZM230 111V113H232ZM240 111V110H239ZM239 111H236L237 112V114H238V112ZM118 112V111H117ZM123 112V111H122ZM217 112H218V110H217ZM220 112V111H219ZM128 112H126L125 111V113L124 114H118L117 113V115H114L115 117H113L112 119H111V121L109 122V124L106 126V137H107V140H108V142L110 143V146L111 145H113V146H118L120 143L118 142H116L117 141V138L119 137V136H117L116 137V135H122L123 134V132L126 130V128L127 127H129V128H131V129H134L135 127H136V129H140V131L142 132V128H141V125L139 124V122H138V120L137 119H134L135 121H136V123L135 122H133V123H135L134 124V127H133V123L130 125V124H128L129 123V121H125L124 123L120 120V118H122V117H126V120H130V118L129 117H127V115H129V113L127 114ZM141 113V112H140ZM156 113V112H155ZM202 113V112H201ZM222 114H224V112H222ZM123 115V116H122ZM194 115H196V114H194ZM198 115V114H197ZM202 116L204 115V114H201ZM209 115V114H208ZM225 115V114H224ZM230 115V114H229ZM240 115H242V114H240ZM165 116H167V115H164V120H165ZM207 116V115H206ZM234 116V115H233ZM235 116H236V114H235ZM238 116V115H237ZM75 117V118H74ZM134 117V116H133ZM160 117H161V113H160ZM194 117V116H193ZM226 117V116H225ZM239 117V116H238ZM128 118V119H127ZM136 118V117H135ZM158 118V117H157ZM172 118V117H171ZM196 118H198V116L196 117ZM200 118V117H199ZM233 118H236V117H233ZM240 118L242 119H239L240 121H242V122H244V126H245V123H247L246 121H247V119H245V118H243V115H242V117L240 116ZM124 119V118H123ZM193 119V118H192ZM204 119H206V117L204 118ZM230 119V118H229ZM244 119V120H243ZM133 120V119H132ZM160 124H159V126L161 125V124H163V118L161 119L160 118ZM200 120V119H199ZM201 120H202V118H201ZM246 120V121H245ZM120 121V125H118V122ZM163 121V122H162ZM167 121V120H166ZM196 121V120H195ZM194 121V122H195ZM198 121V120H197ZM205 120H203L202 122H204ZM208 121V120H207ZM230 121H231V119H230ZM233 121H234V119H233ZM201 122V121H200ZM200 122H198V123H200ZM221 122H222V120H221ZM242 122H240V123H242ZM249 122V121H248ZM123 123V124H122ZM126 123H127V125H129V126H127L126 125ZM130 123H131V121H130ZM145 123V124H146ZM197 123V122H196ZM205 123V122H204ZM237 123V122H236ZM76 124V125H75ZM200 124H203V123H200ZM238 124V123H237ZM166 125V123L164 124V126ZM242 125H243V123H242ZM241 125V126H242ZM119 126V127H118ZM127 126V127H126ZM239 126H240V124H239ZM244 126H242V133L244 134L245 133V135L243 136V134H241L243 137H245V142L247 143L248 142V138H249V136H248V134L250 133V132H248L250 129H247L248 131H246V130H243L244 129ZM133 127V128H132ZM163 127V126H162ZM162 127H160L161 129H162ZM166 127V126H165ZM164 127V128H165ZM246 127V126H245ZM84 128H85V130H84ZM128 128V129H129ZM163 128V129H164ZM235 128V127H234ZM166 129V128H165ZM82 130L83 131H85L84 133H85V135H84V133L82 132ZM87 130H88V133H87ZM127 131V130H126ZM133 131H135V130H133ZM139 131V132H140ZM158 131H159V129H158ZM162 131V130H161ZM160 131V133H162ZM128 132V131H127ZM144 132V131H143ZM165 132L166 131H164V135H165ZM215 132V131H214ZM224 132V131H223ZM227 132V131H226ZM252 132V131H251ZM148 133V132H147ZM214 134V133H213ZM234 134H235V132H234ZM240 134V133H239ZM124 135V134H123ZM129 135V134H128ZM138 135H140V134H138ZM143 135H145V134H143ZM162 135V134H161ZM231 135H232V133H231ZM133 136V135H132ZM141 136V135H140ZM236 136H238L237 135V132H236ZM260 136V135H259ZM121 137V136H120ZM125 137V136H124ZM137 137V136H136ZM153 137V136H152ZM235 137V136H234ZM239 137H240V135H239ZM243 137H241V138H243ZM123 138V137H122ZM134 138V137H133ZM252 138V137H251ZM92 139V140H91ZM126 139V138H125ZM231 138H229V140H230ZM244 139V138H243ZM91 140V141H90ZM118 140H120V139H118ZM242 140V139H241ZM261 140V139H260ZM260 140H258V141H260ZM233 141H234V139H233ZM257 141V140H256ZM257 141V142H258ZM121 142H122V140H121ZM197 142V141H196ZM227 142V141H226ZM231 142V141H230ZM229 142V143H230ZM236 142V141H235ZM256 142V143H257ZM127 143V142H126ZM128 143H130V142H128ZM212 143V142H211ZM229 143H228V145H229ZM232 143V142H231ZM230 143V144H231ZM121 144H124L125 145V142H123V143H121ZM120 144V145H121ZM194 144V143H193ZM215 144V143H214ZM234 144V143H233ZM257 144H260V143H257ZM256 144V145H257ZM88 145V146H89ZM241 145H242V143H241ZM255 145V146H256ZM254 146V147H255ZM112 147V146H111ZM217 147H219V146H217ZM161 148V147H160ZM210 148V147H209ZM250 148V147H249ZM213 149V148H212ZM192 151V150H191ZM139 152V151H138ZM146 152V153H145ZM144 153H145V158L143 159V160H145L144 161V163L146 164V166H147V169H148V172L150 173V171H151V167H152V161H153V155L151 154V152L149 153V151H145ZM255 154V153H254ZM264 154V153H263ZM94 155V154H93ZM151 155V156H150ZM244 156V155H243ZM249 156V155H248ZM256 156V155H255ZM258 156H260V155H258ZM94 157H95V159H96V161L98 162V156H97V154L95 153V155H94ZM93 157V158H94ZM165 157V156H164ZM217 157V156H216ZM253 157V156H252ZM184 158V157H183ZM214 159V158H213ZM137 160V159H136ZM138 161V160H137ZM217 161V160H216ZM229 161V160H228ZM253 161V160H252ZM262 161V160H261ZM205 162V161H204ZM180 163V162H179ZM218 164V163H217ZM225 164V163H224ZM263 164V163H262ZM170 166H171V164H169ZM179 165V164H178ZM178 165H172V166H178ZM143 166H144V164H143ZM232 166V165H231ZM259 166H261V165H259ZM169 167V166H168ZM167 167V168H168ZM243 167V166H242ZM254 167V166H253ZM253 167H251L250 169H254ZM255 167H256V165H255ZM170 168V167H169ZM168 168V169H169ZM174 169H175V167H173ZM177 168V167H176ZM180 168V167H179ZM209 168V167H208ZM221 168V167H220ZM257 168V167H256ZM255 168V169H256ZM262 168V167H261ZM174 169H172L170 172H173L174 171ZM104 170V169H103ZM163 170H165L166 171V173H167V169L165 168V169H163ZM256 170H258V168L256 169ZM259 170H261L260 168H259ZM180 171V173H178L177 175H178V177H179V179L176 177V176H174V175H168V177L170 178V184H171V186H172V184H175L176 182L175 181H179L178 183H179V186L180 185H182V187L184 188V186L185 185H188V184H191L190 183V178L191 177H187V175H186V173H185V171H181V170H179ZM178 170H177V172H179ZM250 171H252V170H250ZM249 171V172H250ZM147 172V173H148ZM169 172V173H170ZM197 172V171H196ZM246 172V171H245ZM256 172V171H255ZM258 172H261V171H258ZM258 172H256V173H254V174H256V175H254V177H255V179H257L258 177H259V179H257V181L259 182V180H260V178H262L263 179V177L260 175V174H258ZM104 173L106 174V176L107 177H109L110 179H111V177H110V175H109V173L106 171V170H104ZM152 173V172H151ZM165 173V172H164ZM168 173V174H169ZM250 173H252V172H250ZM176 174V173H175ZM235 174V173H234ZM233 174V175H234ZM240 174V173H239ZM244 174V173H243ZM257 174H258V177H257ZM262 174V173H261ZM246 175V174H245ZM252 175H253V173H252ZM105 176V177H106ZM165 177H167V176H165ZM176 177V178H175ZM245 178V177H244ZM253 178V177H252ZM100 179V178H99ZM98 179V180H99ZM106 179V178H105ZM243 179V178H242ZM249 179V178H248ZM251 179V178H250ZM250 179H249V181H250ZM261 179V180H262ZM107 180V179H106ZM165 180V179H164ZM236 180V179H235ZM112 181V183L115 185V187H110L108 184V186L107 185H101L100 183H99V181H97V190L95 191V193H94V195H93V197H92V200L97 196V195H99L100 194V192H101V190H103L104 188H110V189H114V190H116V191H121L122 193L124 192L125 193V189H119V188H124L125 186V188H127L128 189V191L131 193V195H136V196H141V197H143V198H145L147 201H148V203H150V205H148V206H145L146 207V209H147V211H148V213H149V215L152 217V221H153V224L155 225V226H158V224H157V222L155 221V220H157V217H159L160 219L162 218H164V219H167V218H169V217H171V219L172 218H176L177 220H179V221H181L182 222V220L184 219V218H186V219H188V221H189V229H190V231H192L193 232V235L195 234L196 236V240H195V248H194V255H195V253H196V257H197V253H198V255H199V257H198V259L199 260H201V261H199V264H220V262H221V257H223L224 258V260H225V255L227 256V257H229L230 258V260L228 259H226L225 261L227 262V263H229V264H240V261L238 260V258H237V256L233 253V251L231 250V249H228L227 248V250H224V248H223V250H221L222 248H218V247H216V245H218V246H225L226 244H227V242L228 241H226V243L225 242H223L224 241V239L225 240H228L227 238H221V241L219 240L220 238H219V236H221L220 234H222L223 232H222V230H221V232H220V227H218V226H216L217 228H214L213 226L215 225L214 224V222H213V220H210L211 218L210 217H207V216H205L204 217V215H206L205 213H207V212H205V213H203V211H194L193 213H191L190 211L189 212H187L188 211V209H187V211L185 210V208H183V206H179L177 203V200L176 201H172V202H169L168 203V201L164 204V203H162V199H160V197H158L157 198V196L156 197H147V196H144L142 193H139L137 190H136V192H134L135 190L131 187V186H127V185H122V184H119L118 183V181L117 180H115L114 178L111 180ZM195 181V180H194ZM243 181H244V179H243ZM248 181V180H247ZM254 181V180H253ZM257 181H255V183L257 182ZM107 182V181H106ZM126 182V181H125ZM124 182V183H125ZM262 182L264 183V179L262 180ZM147 183V182H146ZM238 183V182H237ZM241 183V182H240ZM239 183V184H240ZM243 183V182H242ZM241 183V184H242ZM245 183V185H246V182H244ZM261 181L259 182V185H263V183H261ZM125 184H127V182L125 183ZM150 185V184H149ZM252 185V184H251ZM258 185V186H259ZM239 186V185H238ZM257 186V187H258ZM180 188L181 190L183 189V188ZM262 187V188H261ZM237 188V187H236ZM185 189V188H184ZM183 189V190H184ZM238 189V188H237ZM250 189V188H249ZM259 189V188H258ZM260 189L261 190H259V192L260 191H262V189H263V186H260ZM172 190V189H171ZM188 190V189H187ZM257 190V189H256ZM255 190V191H256ZM133 191V192H132ZM196 191V190H195ZM254 191V192H255ZM242 192V191H241ZM257 193H259L258 192V190L256 191ZM127 193V192H126ZM129 193V194H130ZM145 193V192H144ZM180 193V192H179ZM261 193V192H260ZM259 193V194H260ZM262 193H264V191H262ZM168 194V193H167ZM176 193H174V192H169V195L170 196H174ZM244 194V193H243ZM249 194V193H248ZM258 194V195H259ZM244 195H246V194H244ZM257 195V196H258ZM176 196V195H175ZM174 196V197H175ZM248 196V195H247ZM246 196V197H247ZM251 196V195H250ZM257 196H255L257 199H258V197ZM261 196V195H260ZM176 197H178V196H176ZM249 197V196H248ZM262 197L264 198V195H262ZM252 198V197H251ZM263 198H262V200H263ZM172 199V198H171ZM198 199V198H197ZM260 199V198H259ZM159 200H161V203L159 204ZM166 200H169V199H166ZM165 200V201H166ZM262 200H261V203H262ZM189 201V200H188ZM193 201V200H192ZM252 201V200H251ZM254 201V200H253ZM257 201H259V200H257ZM264 201V200H263ZM244 202V201H243ZM260 202V201H259ZM258 202V203H259ZM257 203V204H258ZM205 204V203H204ZM257 204H256V206H257ZM207 205V204H206ZM210 205V204H209ZM209 205H208V207H209ZM252 205V204H251ZM262 205L264 206V203H262L261 205H259V206H257V207H262ZM169 206H170V208H169ZM205 205H203V206H201V207H204ZM215 206V205H214ZM246 206V205H245ZM245 206L243 205V207L245 208ZM250 206V205H249ZM205 207H207V206H205ZM207 207V208H208ZM253 207V206H252ZM259 208V210L260 209H263V208ZM187 208V207H186ZM206 208V209H207ZM213 208V207H212ZM211 208V209H212ZM196 209V208H195ZM211 209H209V210H211ZM247 209V208H246ZM246 209H244L245 211H246ZM197 210V209H196ZM204 210V209H203ZM213 210H215V213L217 212L216 210L217 209H213ZM212 210V211H213ZM258 210V211H259ZM207 211H208V209H207ZM248 211V210H247ZM202 212V213H201ZM211 212V211H210ZM224 212V211H223ZM253 212V211H252ZM261 212V211H260ZM264 212V211H263ZM263 212H261V214L263 213ZM82 213V212H81ZM79 214V216H81L82 214ZM209 213V212H208ZM202 214V215H201ZM225 214V213H224ZM253 214H256V213H253ZM258 214H259V212H258ZM261 214H259V215H261ZM209 215V214H208ZM258 215V216H259ZM263 215V214H262ZM261 215V216H262ZM201 217H202V219H201ZM214 217V216H213ZM219 217V216H218ZM264 217V216H263ZM154 218V219H153ZM158 218V219H159ZM240 218V217H239ZM238 218V219H239ZM159 219V220H160ZM161 219V220H162ZM170 219V218H169ZM171 219H170V222H171ZM203 219H206L209 223H210V225H209V228H211L210 226H211V223L213 224V229L211 230H208L209 228L208 227H206L205 225H207V224H209V223H207V221L206 220H204L205 221V223H203L204 221H203ZM264 219V218H263ZM158 220V221H159ZM163 221V223L165 224V222H166V220H165V222H164V220H162ZM175 221V220H174ZM169 221H168V223H170ZM176 222V221H175ZM183 222H185L184 220H183ZM178 223V222H177ZM186 223V222H185ZM256 223H258V221L256 222ZM256 223H255V225H256ZM166 224H167V222H166ZM170 224H173V223H170ZM170 224H168V225H170ZM175 224V223H174ZM259 224V223H258ZM75 225V224H74ZM187 225V224H186ZM226 225V224H225ZM247 225V224H246ZM165 226V225H164ZM173 226V225H172ZM188 226V225H187ZM227 226V225H226ZM225 226V227H226ZM250 226H252V225H250ZM254 226V225H253ZM259 226V225H258ZM224 227V226H223ZM170 228V227H169ZM197 228V229H196ZM229 228V227H228ZM164 229V228H163ZM181 229V228H180ZM200 229V232L202 231L203 232V234L201 235L200 234V232L198 231ZM253 229V228H252ZM176 230V229H175ZM214 230V231H213ZM226 230V229H225ZM70 231V229L68 228V229H66L65 231H64V242H62V243H66V244H70V242H72L73 241V238L69 235V232ZM186 231V230H185ZM189 231V230H188ZM210 231V232H209ZM215 231H218V232H215ZM181 233L183 232V231H180ZM211 232L212 233H214V234H218L217 236L218 237H216V238H213V239H217V241H216V243H214V245L215 246H213L212 245V247L209 245V243H207L206 241H205V239H204V237H205V235L206 236H211ZM176 233V232H175ZM187 233V232H186ZM228 233V232H227ZM183 234V233H182ZM213 234V235H214ZM224 234V233H223ZM179 235V234H178ZM229 235V234H228ZM160 236V235H159ZM208 236V238H210ZM216 236V235H215ZM215 236H213V237H215ZM182 237V236H181ZM70 238V239H69ZM160 238V237H159ZM219 238V239H218ZM179 239V238H178ZM212 238H211V241L213 240ZM162 240V239H161ZM215 240H214V242H215ZM184 241V240H183ZM187 241V240H186ZM213 242V241H212ZM219 242H221V243H219ZM162 244V243H161ZM224 244V245H223ZM241 243H239V245H240ZM228 245L230 246V244H229V242H228ZM185 247V246H184ZM226 247V246H225ZM231 247V246H230ZM176 248V247H175ZM183 248V247H182ZM188 248H189V245L188 246H186V248L185 249H187L188 250ZM237 249V248H236ZM229 250H231V251H229ZM188 253V252H187ZM193 253V252H192ZM221 254V255H220ZM180 257V256H179ZM194 257V256H193ZM191 260V259H190ZM195 260V259H194ZM197 260V259H196ZM239 261V262H238ZM182 263V262H181ZM184 263V262H183ZM195 263V262H194ZM196 264V263H195Z\"/></svg>",
	"mask_w": 264,
	"mask_h": 264
}]
</instances>
